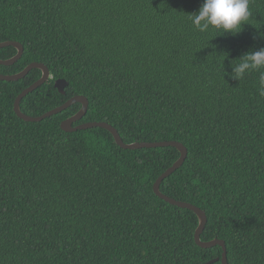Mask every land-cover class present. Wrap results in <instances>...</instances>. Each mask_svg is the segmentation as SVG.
Here are the masks:
<instances>
[{
  "label": "trees",
  "instance_id": "16d2710c",
  "mask_svg": "<svg viewBox=\"0 0 264 264\" xmlns=\"http://www.w3.org/2000/svg\"><path fill=\"white\" fill-rule=\"evenodd\" d=\"M202 3L0 0V43L24 48L0 74L32 63L49 69L51 79L22 99L24 115L84 96L89 107L75 125L106 123L124 144L184 145L187 157L161 193L205 212L201 241H223L228 264H264L259 72L224 76L235 59L264 48V0H251L250 25L235 36L194 29L186 14ZM16 53L2 48L0 60ZM41 75L0 81V264H222L219 245L195 243L196 214L154 194L179 151L124 150L99 127L62 131L78 103L25 122L15 101ZM59 79L65 95L54 87Z\"/></svg>",
  "mask_w": 264,
  "mask_h": 264
},
{
  "label": "water",
  "instance_id": "95a60500",
  "mask_svg": "<svg viewBox=\"0 0 264 264\" xmlns=\"http://www.w3.org/2000/svg\"><path fill=\"white\" fill-rule=\"evenodd\" d=\"M6 47H13L17 51L16 55L14 57H12L11 59L0 60L1 66L9 67V66L14 65L15 63H17L21 59V57L24 53V48L18 42L8 41V42L0 43V49L6 48ZM34 69H38L41 71V73H42L41 78L36 83H34L33 85H31L30 87L25 89L17 97L15 104H14V112L16 113V115L20 119L24 120L25 122L36 123V122H40L46 118H49V117H52V116L57 115L59 113H62L63 111H65L69 107H71L72 105L78 103L81 105L80 110L75 115L65 119L64 121H62V123L60 125L62 131L66 132V133H73V132H77V131H82V130H87V129L99 127V128H103V129L109 131L112 134V136L114 137L116 144L124 150H134V149H143V148H160V147H169V146L175 147L179 151L180 157L154 183V185H153L154 194L157 197H159L160 199L169 203L170 205H174V206H177L179 208L187 209V210L194 212L197 216V219H198V227L195 231V243L202 248H211V247L219 245L223 251L222 257H221V263L222 264H228L226 247H225V244L223 241H220V240H213L210 242H202L201 241V234L203 233L205 226L207 224V216H206L205 212L202 211L200 208L192 205V204L172 199V198L162 194L160 191V186H161L162 181L165 178H167L168 176H170L174 171H176L178 168H180L183 165V163L187 157V149L184 147V145H182L181 143H177V142L124 144L123 141L121 140L118 132L116 131V129H114L112 126H110L106 123L94 122V123H82L80 125H75V123L81 121L85 117L87 110H88V107H89L88 99L85 98L84 96L72 97L71 99L66 101L63 105L46 112L44 115H42L40 117H31V116L24 115L20 110V103H21L22 99L25 98L26 96H28L29 94L33 93L36 89L43 86L49 80V78H50L49 69L42 63H32V64L28 65L22 72H20L18 74H14V75H1L0 74V81L17 82V81L25 78ZM67 86H68V83L62 79L57 80L54 84L55 89L58 90V92L62 95H65V89ZM213 262L214 261L209 262L208 264H212Z\"/></svg>",
  "mask_w": 264,
  "mask_h": 264
},
{
  "label": "clouds",
  "instance_id": "9594fccd",
  "mask_svg": "<svg viewBox=\"0 0 264 264\" xmlns=\"http://www.w3.org/2000/svg\"><path fill=\"white\" fill-rule=\"evenodd\" d=\"M250 3L251 0H203L196 12L186 15L193 28L200 33H205L211 28L235 36L252 18ZM258 36L264 39V34ZM225 54L227 56V53ZM235 60L238 63L234 67L230 64L232 71L224 72V76L240 81L248 73L259 72V93L264 96V48L247 51Z\"/></svg>",
  "mask_w": 264,
  "mask_h": 264
},
{
  "label": "bare ground",
  "instance_id": "6f19581e",
  "mask_svg": "<svg viewBox=\"0 0 264 264\" xmlns=\"http://www.w3.org/2000/svg\"><path fill=\"white\" fill-rule=\"evenodd\" d=\"M49 79H51V76H50V78ZM171 176V175H170ZM215 262V261H214Z\"/></svg>",
  "mask_w": 264,
  "mask_h": 264
}]
</instances>
